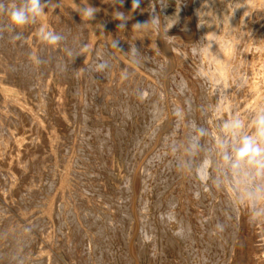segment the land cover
<instances>
[{
    "label": "rangeland",
    "instance_id": "374dc122",
    "mask_svg": "<svg viewBox=\"0 0 264 264\" xmlns=\"http://www.w3.org/2000/svg\"><path fill=\"white\" fill-rule=\"evenodd\" d=\"M47 2L0 16V264H264L253 182L216 151L264 108V0Z\"/></svg>",
    "mask_w": 264,
    "mask_h": 264
},
{
    "label": "clouds",
    "instance_id": "9594fccd",
    "mask_svg": "<svg viewBox=\"0 0 264 264\" xmlns=\"http://www.w3.org/2000/svg\"><path fill=\"white\" fill-rule=\"evenodd\" d=\"M47 4V0H0V16L7 18V24L13 31L23 29L29 23L36 22ZM133 4L138 7L139 0H133ZM79 11L82 18L94 19L97 9L88 6ZM114 18L122 21L118 28L125 27L124 13L118 12ZM149 22L158 26L157 19L152 17L150 21L137 23L133 27L141 29ZM41 36L50 45H56L62 40V35L52 30L41 29ZM14 39H20V36L17 35ZM116 45L117 41H114L113 46ZM249 127L254 131L250 133L247 130ZM223 129L224 133L216 141L217 154L226 171L230 170L237 176L252 180L253 186L247 190L253 209L249 221L264 224V108L258 110L248 124L239 116H234L223 123ZM199 134L203 137L205 130L200 129ZM191 147L194 150L196 143L193 142ZM197 171L201 179H207L208 161L202 162ZM217 228L223 230L220 224Z\"/></svg>",
    "mask_w": 264,
    "mask_h": 264
},
{
    "label": "bare ground",
    "instance_id": "6f19581e",
    "mask_svg": "<svg viewBox=\"0 0 264 264\" xmlns=\"http://www.w3.org/2000/svg\"><path fill=\"white\" fill-rule=\"evenodd\" d=\"M195 1H196V0H186V8H185V9L188 11L190 8H192V6H193L194 8H196V5H197L198 3H197V2H196L197 4L194 3ZM253 2H254V1H253ZM259 2H260V1H259ZM259 2H258V3H259ZM261 2H262V1H261ZM244 4H245V3H244ZM252 4H253V3H252ZM256 4H257V3H256ZM201 6H202V5H201ZM205 6H207V5H205ZM205 6H204V8H205ZM244 6H245V5H244ZM228 7H229V6H228ZM206 8H207V7H206ZM196 9H197V8H196ZM200 9H201V8H200ZM205 10H206V9H205ZM233 10H234V9H233ZM197 11H198V10H197ZM202 11H203V9H202ZM199 12H200V11H199ZM233 12H234V11H233ZM193 13H194V12H193ZM195 13H196V12H195ZM234 14H235V13H234ZM234 14H233V15H234ZM263 14H264V13H263ZM242 16H243V15H242ZM239 17H240V16H239ZM247 17H248V16H247ZM230 19H231V18H230ZM245 19H246V18H245ZM258 20H259V18H258ZM182 21H183V20H182ZM249 21H250V20H249ZM262 22H263V21H262ZM262 22H261V23H262ZM258 23H259V22H258ZM261 23H260V24H261ZM262 24H263V23H262ZM196 25H197V24H196ZM241 25H242V24H241ZM242 26H243V25H242ZM249 26H250V25H249ZM262 28H263V27H262ZM260 29H261V28H260ZM263 29H264V28H263ZM263 29H261V30H263ZM259 32H260V31H259ZM259 32H258V33H259ZM235 33H236V32H235ZM262 33H263V31H262ZM225 35H226V34H225ZM254 35H255V34H254ZM261 35H262V34H261ZM209 36H210V35H209ZM263 36H264V33H263ZM210 37H211V36H210ZM255 37H256V36H255ZM257 37H258V36H257ZM260 38H262V37H260ZM263 38H264V37H263ZM216 39H217V37H216ZM241 39H242V38H241ZM257 40H258V39H257ZM260 40H261V39H259V43L261 42ZM263 40H264V39H263ZM263 40H262V41H263ZM212 41H213V40H212ZM217 41H218V40H217ZM226 41H227V40H226ZM226 41H225V42H226ZM234 41H235V39H234ZM221 42H222V41H221ZM255 42H257V41H254L253 43H255ZM263 42H264V41H263ZM210 43H211V42H210ZM211 44H212V43H211ZM216 44H217V43H216ZM216 44H213V45H216ZM226 44H227V43H226ZM226 44H225V45H226ZM235 44H236V43H234V45H235ZM257 44H258V43H257ZM262 44H263V43H262ZM231 45H232V44H231ZM231 45H230V47H231ZM255 45H256V43H255ZM258 45H259V44H258ZM263 45H264V44H263ZM219 46L221 47V45H219ZM210 47H211V45H210ZM212 47H213V46H212ZM257 47H258V46H257ZM257 47H256V48H257ZM260 47H262L261 44H260ZM260 47H259V48H260ZM263 47H264V46H263ZM223 48H224V47H223ZM225 48H226V46H225ZM204 49H205V48H204ZM261 49H262V48H261ZM261 49H259V50L257 49V50L260 52ZM220 50H221V49H220ZM224 50H225V49H224ZM227 50H228V49H227ZM233 50H234V49H233ZM204 51H205V50H204ZM206 51H207V50H206ZM211 51H212V50H211ZM225 51H226V50H225ZM225 51H224V52H225ZM231 51H232V50H230V52H231ZM234 51H237V50H234ZM242 51H243V50H242ZM249 51H250V50H249ZM251 51H253V50H251ZM217 52H218V51H217ZM247 52H248V51H247ZM259 52H258V53H259ZM261 52L264 53L263 50H262ZM205 53H206V52H205ZM207 53H208V52H207ZM226 53H227V52H226ZM234 53H235V52H234ZM209 54H210V53H209ZM211 54H212V53H211ZM218 54H219V53H218ZM250 54H251V53H250ZM261 54H262V53H261ZM213 55H214V54H213ZM227 55H228V53H227ZM230 55H231V53H230ZM230 55H229V56H230ZM206 56L209 57L208 55L205 54V57H206ZM215 56H216V54H215ZM219 56H220V55H219ZM222 56H223V55H222ZM245 56H246V55H244V57H245ZM255 56H256V55H255ZM262 56H263V55H261V56H259V57L262 58ZM203 57H204V56H203ZM213 57H214V56H212V58H213ZM231 57H232V56H231ZM236 57H237V56H236ZM214 58H215V57H214ZM219 58H220V57H219ZM226 58H227V57H226ZM226 58H225V55H224V59H226ZM261 58H260V59H261ZM236 59H237V58H236ZM254 59H255V61H256L257 56H256ZM204 60H205V59H204ZM211 60H213V59H211ZM216 60H217V59H216ZM218 60H219V59H218ZM218 60H217V61H218ZM234 60H235V59H234ZM250 60H251V59H250ZM262 60H263V59H262ZM215 62H216V61H215ZM228 62H229V60H228ZM251 62H252V60H251ZM253 62H254V61H253ZM256 62H257V61H256ZM262 62H263V61H262ZM208 63H209V62H208ZM220 63H221V62H220ZM224 63H227V62H224ZM213 64H214V63H213ZM222 64H223V63H222ZM229 64H230V62H229ZM253 64H254V63H253ZM259 64H260V63H259ZM226 65H228V64H226ZM226 65H225V66H226ZM250 65H251V64H250ZM256 65H257V64H256ZM256 65H255V67H256ZM257 66H258V65H257ZM253 67H254V65H253ZM262 67H264L263 64L261 65V68H262ZM217 68H218V66H217ZM249 68H250V67H249ZM257 68H258V67H257ZM223 69L226 70L225 68H223ZM234 69H235V68H234ZM251 69L253 70V68H251ZM251 69H250V70H251ZM254 69H256V68H254ZM263 69H264V68H263ZM224 70H223V71H224ZM244 70H245V69H244ZM259 70H260V69H259ZM259 70L257 69V70H255V71H259ZM215 71H216V70H215ZM217 71H218V69H217ZM220 71H222L221 68H220ZM232 71H233V70H232ZM235 71H236V70H235ZM260 71H261V70H260ZM262 71H263V70H262ZM262 71H261V72H262ZM224 72H225V71H224ZM237 73H238V72H237ZM247 73H248V72H247ZM257 73H258V72H257ZM215 74H218V73H216V72L214 73V72H213V75H215ZM220 74H221V72H220ZM224 74H225V73H224ZM235 74H236V73H235ZM253 74H254V73H253ZM255 74H256V72H255ZM220 76H221V75H220ZM237 76H238V75H237ZM253 76H254V75H253ZM255 76H257V74H256ZM225 77H227V76L224 75V78H225ZM250 77H252V75H250ZM258 77H259V76H258ZM261 77H262V75H261ZM215 78H217V77L215 76ZM222 78H223V77H222ZM241 78H242V77H241ZM218 80H219V79H218ZM261 80H262V79H261ZM215 81H216V80H215ZM221 82H223V81H221ZM215 83H216V82H215ZM217 83H218V82H217ZM223 83H226V82H223ZM220 84H221V83H220ZM223 85H224V84H223ZM225 85H226V84H225ZM225 85H224L223 88H225ZM231 85H232V84H231ZM221 86H222V85H221ZM238 86H239V85H238ZM250 86H251V85H250ZM252 86H253V85H252ZM226 87H227V86H226ZM247 87H248V85H247ZM247 87H246V88H247ZM219 88H220V87H219ZM249 89H250V88H248V90H249ZM251 89H252V88H251ZM252 90H253V89H252ZM235 92H236V91H235ZM243 92H245V91H243ZM243 92H242V93H243ZM251 92H252V91H251ZM238 93H239V92H238ZM249 94H250V93H249ZM223 95H224V94H223ZM244 95H245V94H244ZM246 95H248V94L246 93ZM252 95H253V94H252ZM248 96H249V95H248ZM240 97H241V96H240ZM240 97H239V94H238V97H237V98L240 99ZM244 97H246V96H244ZM241 99H242V97H241ZM248 99H250V97H248ZM252 99H253V98H252ZM253 100H254V99H253ZM215 101H216V100H215ZM236 101H237V100H236ZM242 101H245V100H241V102H242ZM218 102H219V101H218ZM241 102H239V103L241 104ZM247 102H248V101H247ZM233 103H234V102H233ZM239 103H238V104H239ZM243 103H244V102H243ZM250 103H251V102H250ZM253 103H254V102H253ZM263 103H264V102H263ZM167 105H168V104H167ZM239 107H240V106H239ZM261 107H262V106H261ZM261 107H260V108H261ZM244 108H245V107H244ZM256 108H257V107H256ZM222 110H223V109H222ZM248 110H249V109H248ZM239 112H240V111H239ZM243 112H245V111L243 110ZM249 114H250V113H249ZM227 115H228V114H227ZM248 116H249V115H248ZM243 177H244V176H243ZM242 190H243V189H242ZM242 190H241V191H242Z\"/></svg>",
    "mask_w": 264,
    "mask_h": 264
}]
</instances>
